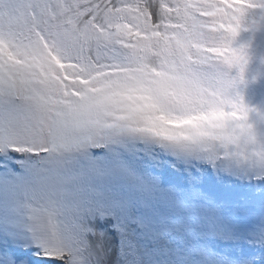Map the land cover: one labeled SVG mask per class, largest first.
<instances>
[{
	"label": "clouds",
	"instance_id": "obj_1",
	"mask_svg": "<svg viewBox=\"0 0 264 264\" xmlns=\"http://www.w3.org/2000/svg\"><path fill=\"white\" fill-rule=\"evenodd\" d=\"M0 17L11 21L3 31L16 39L13 47H0V60L19 72L14 92L0 88V158L19 154L31 162L22 171L29 180L25 214L45 255H71L61 245L78 223L80 190L95 179L85 160L95 147L151 138L218 161L264 154V143L220 142L211 138L212 128L199 127L230 77L217 58H203V47L221 46L212 34L190 47L180 29L165 28L162 20L158 32L137 33L134 44L113 41L102 54L97 39L110 25L104 16L90 21L100 32L82 27L71 46L48 47L39 10L0 0Z\"/></svg>",
	"mask_w": 264,
	"mask_h": 264
},
{
	"label": "rangeland",
	"instance_id": "obj_2",
	"mask_svg": "<svg viewBox=\"0 0 264 264\" xmlns=\"http://www.w3.org/2000/svg\"><path fill=\"white\" fill-rule=\"evenodd\" d=\"M239 39L255 78L250 123L264 143V28ZM195 151L146 138L88 152L95 179L80 190L65 259L44 254L25 214L31 162L0 158V264H264V161Z\"/></svg>",
	"mask_w": 264,
	"mask_h": 264
},
{
	"label": "snow or ice",
	"instance_id": "obj_3",
	"mask_svg": "<svg viewBox=\"0 0 264 264\" xmlns=\"http://www.w3.org/2000/svg\"><path fill=\"white\" fill-rule=\"evenodd\" d=\"M23 7L41 13L50 36L42 41L44 47L58 43L71 46L82 27L86 33L100 32L90 23L97 16L110 21L108 30L97 39L102 54L109 52L113 41L134 44L137 33L147 36L158 32L162 20L163 27L180 29L181 39L190 47H197L196 41L203 39L205 33L212 34L221 46L203 47V58H217L228 68L230 77L212 117L199 127L212 128L211 138L220 142L255 143L250 123L253 108L246 99V91L255 78H249V51L239 38L244 31L264 28V0H24ZM157 12L158 18H154ZM256 14H262L260 24L250 20ZM4 45L11 48L16 39L11 31L5 34L0 25V47ZM32 47L35 45L29 46ZM18 77L13 64L0 60V88L6 86L11 94ZM253 157L264 161V154L254 153Z\"/></svg>",
	"mask_w": 264,
	"mask_h": 264
}]
</instances>
